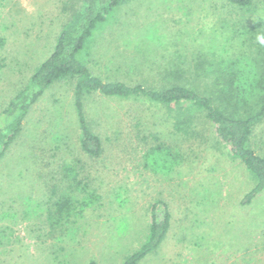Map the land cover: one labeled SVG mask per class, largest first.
<instances>
[{"label":"rangeland","instance_id":"374dc122","mask_svg":"<svg viewBox=\"0 0 264 264\" xmlns=\"http://www.w3.org/2000/svg\"><path fill=\"white\" fill-rule=\"evenodd\" d=\"M79 5L0 0V127L2 111L50 55ZM259 18L264 24V0H253L249 12L223 0H127L88 46L90 57L83 52L81 58L104 81L150 89L166 86L168 70L180 66V83L190 87L192 80H203L196 65H230L248 51L241 40H229L238 37L241 24ZM73 84H54L32 106L0 162V264H122L146 241L152 207L160 203L170 214L169 231L138 264H264V194L241 205L254 182L216 137L213 124L195 116L183 135L163 106L144 98L91 95L86 117L103 150L90 158L79 148ZM155 138L183 156L169 174L145 167ZM250 145L264 156V121ZM64 164L77 165L78 179L99 201L55 226L48 217L56 199L68 193ZM163 214L159 205L154 215Z\"/></svg>","mask_w":264,"mask_h":264},{"label":"trees","instance_id":"16d2710c","mask_svg":"<svg viewBox=\"0 0 264 264\" xmlns=\"http://www.w3.org/2000/svg\"><path fill=\"white\" fill-rule=\"evenodd\" d=\"M126 1L79 0V7L64 24L50 55L34 69L25 86L13 96L1 113L0 162L6 158L21 135L23 122L32 106L54 84L72 81L73 108L80 133L79 148L85 155L96 159L102 155L103 150L101 139L88 125L85 112L87 97L144 98L152 105L163 106L169 111L172 127L177 133L188 135L195 116L203 117L213 124L216 137L228 147L232 159L246 169L254 182L241 201L244 206L251 204L259 195L264 194V156L257 154L250 145L256 128L264 121L263 18L241 24L237 30L238 37L229 40H241V44H246L248 49L231 59L230 65L221 66L207 61L196 65L193 70L203 80L191 79L190 87L180 83L185 70L173 66L166 71V86L150 89L141 84L104 81L91 72L85 61L84 54L90 57L88 46L96 34L104 30L110 13ZM223 1L240 12H249L253 7V0ZM156 142L146 152L145 167L154 173L169 174L182 162L183 156L170 145L158 139ZM61 173L67 183L68 193L53 203L48 219L55 226L64 219L81 216L99 201V196L94 191L87 192L86 184L78 179L77 165L64 164ZM73 190L79 191L78 196L70 195ZM159 205L164 208L161 218L154 215ZM152 209L146 241L122 264L140 263L165 240L170 228V214L165 204H156Z\"/></svg>","mask_w":264,"mask_h":264}]
</instances>
